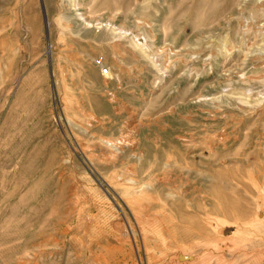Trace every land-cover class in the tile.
Returning a JSON list of instances; mask_svg holds the SVG:
<instances>
[{"label": "rangeland", "instance_id": "374dc122", "mask_svg": "<svg viewBox=\"0 0 264 264\" xmlns=\"http://www.w3.org/2000/svg\"><path fill=\"white\" fill-rule=\"evenodd\" d=\"M0 264H264V0H0Z\"/></svg>", "mask_w": 264, "mask_h": 264}, {"label": "built area", "instance_id": "2783aa9c", "mask_svg": "<svg viewBox=\"0 0 264 264\" xmlns=\"http://www.w3.org/2000/svg\"><path fill=\"white\" fill-rule=\"evenodd\" d=\"M107 70L104 68V69H101V73L102 74H106Z\"/></svg>", "mask_w": 264, "mask_h": 264}, {"label": "water", "instance_id": "95a60500", "mask_svg": "<svg viewBox=\"0 0 264 264\" xmlns=\"http://www.w3.org/2000/svg\"><path fill=\"white\" fill-rule=\"evenodd\" d=\"M180 259H181V261H185V260H187L186 257H181Z\"/></svg>", "mask_w": 264, "mask_h": 264}]
</instances>
